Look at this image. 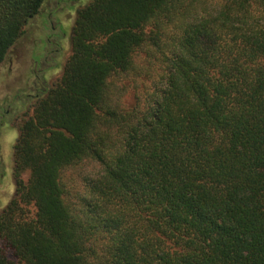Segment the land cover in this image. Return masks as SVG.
Instances as JSON below:
<instances>
[{"label": "trees", "instance_id": "obj_1", "mask_svg": "<svg viewBox=\"0 0 264 264\" xmlns=\"http://www.w3.org/2000/svg\"><path fill=\"white\" fill-rule=\"evenodd\" d=\"M48 1L0 0V76ZM56 1L46 23L75 4ZM76 10L63 75L37 72L19 127L0 264H264V0ZM56 35L45 44L61 49ZM124 80L121 106L111 88ZM13 114L0 108V136ZM93 163L78 183L66 175Z\"/></svg>", "mask_w": 264, "mask_h": 264}, {"label": "rangeland", "instance_id": "obj_2", "mask_svg": "<svg viewBox=\"0 0 264 264\" xmlns=\"http://www.w3.org/2000/svg\"><path fill=\"white\" fill-rule=\"evenodd\" d=\"M75 4L73 7L60 8L55 19L48 16L50 21L46 23L48 18L44 17L51 10H56L57 1L50 0L46 3L41 15L30 20L26 28V34L16 43L10 50L6 60L1 67L0 76V108L14 113L15 120L12 116L9 117L11 125H5L3 128L2 136L0 138L1 159L6 168V177L0 187V212L11 202L16 193V179L14 176V146L18 140L19 127L25 119L31 117L34 113L35 103L38 101L36 98L32 99L31 96L37 94V89L43 82L35 78L37 72L40 74L43 71L47 83L54 84L60 79L64 72V67L71 55L72 45L71 36L77 14V8L88 5L93 0H71ZM44 17V18H43ZM56 33V39L63 47V56L60 59V68L57 69L58 59L47 58V54L55 51L57 47L53 46V37L51 42L46 43L48 35ZM48 42V41H47ZM56 44V43H55ZM49 52V53H48ZM47 53V54H46ZM54 56V54H50ZM37 81V82H36ZM117 85V86H116ZM116 87H112L113 100L121 106L131 105L133 101L132 83L128 80L116 83ZM24 107L23 117L18 121V108H21V102H29ZM33 101V102H32ZM32 102V103H31ZM87 165V166H85ZM82 169L78 171H67L66 175L70 179H74L76 183L79 182L80 174L83 170L94 172L97 165L85 164ZM29 178V173H25L24 180ZM66 180V179H65ZM74 182L71 180L69 186H73ZM0 248H3L0 241ZM8 256L14 260L11 252H7Z\"/></svg>", "mask_w": 264, "mask_h": 264}, {"label": "flooded vegetation", "instance_id": "obj_3", "mask_svg": "<svg viewBox=\"0 0 264 264\" xmlns=\"http://www.w3.org/2000/svg\"><path fill=\"white\" fill-rule=\"evenodd\" d=\"M61 50V51H60ZM62 51H64L63 50V47H61V49H56V53L57 54H59V53H63ZM49 53V52H48ZM47 54V53H46ZM50 54H51V52H50ZM50 54H47V58H50L51 56H50ZM62 56V55H61ZM61 59V58H60ZM59 59V60H60ZM2 136V135H1ZM1 136H0V138H1ZM0 150H1V148H0ZM6 173H7V171H6Z\"/></svg>", "mask_w": 264, "mask_h": 264}]
</instances>
